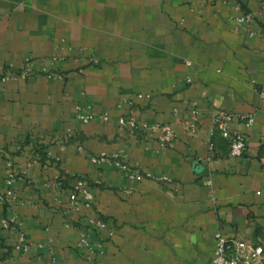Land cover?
Segmentation results:
<instances>
[{"label":"crops","instance_id":"1","mask_svg":"<svg viewBox=\"0 0 264 264\" xmlns=\"http://www.w3.org/2000/svg\"><path fill=\"white\" fill-rule=\"evenodd\" d=\"M247 13L251 22L236 20ZM263 29L264 0H0V75L28 60L37 72L0 80V188L9 160L18 175L13 206L0 203V264H209L218 231L262 246L251 264H264ZM79 105L96 118L79 120ZM191 108L193 133L181 120ZM219 109L256 117L241 157L219 134L209 149ZM127 112L172 123L174 140L162 148L158 133L131 134L118 125ZM120 151L171 181L90 160ZM74 176L107 223L92 261L77 247L85 220L70 226L63 211ZM12 212L20 225L4 228Z\"/></svg>","mask_w":264,"mask_h":264},{"label":"built area","instance_id":"2","mask_svg":"<svg viewBox=\"0 0 264 264\" xmlns=\"http://www.w3.org/2000/svg\"><path fill=\"white\" fill-rule=\"evenodd\" d=\"M240 23H249L252 21L251 14L247 13L241 17L236 18ZM264 30V29H263ZM264 32V31H263ZM190 64V62H187ZM37 75L33 64L28 60L25 66L20 71L8 70L0 75V80L8 79H29ZM139 96H142L139 94ZM77 118L84 123H88L96 118L94 112L89 111L88 107H77ZM174 113L179 114V109L174 108ZM103 120L110 119L109 113L101 115ZM235 118H238L242 128L233 129L231 127ZM182 122L185 124L187 130L191 133L199 129L200 114L197 108L187 110ZM256 117L251 113L236 114L232 111L219 109L216 110L209 118L208 123V144L209 149L215 148L213 137L219 134L229 143V157L234 159L241 157L246 150L249 130L252 129ZM118 125L129 130L131 134L140 133H158L160 146L165 148L172 142L176 136L175 129L172 123L169 122H155L147 123L138 118L132 112H127L118 117ZM82 148L81 146H79ZM90 160L93 163H114L119 172L133 181L150 180L152 182H170L171 178L167 175L156 174L147 170H139L134 164L128 161L126 154L123 151L99 155H91ZM18 178L17 172L14 168L13 161L8 162V173L5 180V188H0V203L8 206H13L17 199V191L15 189V181ZM71 188L67 193V202L64 206V213L71 218L68 222L70 226H80V220H85V226L81 228L77 247L82 250L87 260L92 261L98 255L105 253V241L96 233L107 229V223L101 217L93 214L92 210L95 203V195L87 185L84 178L81 176H74ZM211 184V180L205 181ZM4 228L16 229L20 225L19 215L12 212L11 215L4 217L1 220ZM25 235L23 232L19 233V239L16 248L24 247ZM263 253V247L260 245H253L245 240H239L224 236L220 231L215 234V248L214 254L209 264H251L256 261ZM57 264V263H54Z\"/></svg>","mask_w":264,"mask_h":264}]
</instances>
